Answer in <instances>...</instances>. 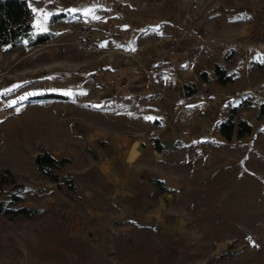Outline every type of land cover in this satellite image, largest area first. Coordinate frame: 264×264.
Here are the masks:
<instances>
[{"label": "rangeland", "instance_id": "1", "mask_svg": "<svg viewBox=\"0 0 264 264\" xmlns=\"http://www.w3.org/2000/svg\"><path fill=\"white\" fill-rule=\"evenodd\" d=\"M37 100L0 125V199L38 210L0 214V264H264V120L255 119L264 92L237 105L248 136L185 151L177 142L153 167L97 155L86 111L69 108L59 123ZM42 148L69 160L54 170L59 185L34 167ZM11 193L21 201L11 204Z\"/></svg>", "mask_w": 264, "mask_h": 264}, {"label": "crops", "instance_id": "2", "mask_svg": "<svg viewBox=\"0 0 264 264\" xmlns=\"http://www.w3.org/2000/svg\"><path fill=\"white\" fill-rule=\"evenodd\" d=\"M187 2L27 0L33 33L51 38L0 52V125L37 98L34 106L51 108L55 122L62 123L69 108L86 111V140L99 143L96 154L130 166L161 163L177 142L185 151L222 141L216 126L229 109L264 92V0H203L197 11ZM88 23L92 46L80 53L77 35ZM37 54L41 66L33 67ZM216 64L236 73V80L218 85ZM201 72L211 80L202 82ZM190 83L197 92L185 96ZM196 109L199 115L187 122ZM123 125L134 128H111ZM153 138L161 153L153 150Z\"/></svg>", "mask_w": 264, "mask_h": 264}, {"label": "trees", "instance_id": "3", "mask_svg": "<svg viewBox=\"0 0 264 264\" xmlns=\"http://www.w3.org/2000/svg\"><path fill=\"white\" fill-rule=\"evenodd\" d=\"M30 9L27 0H0V52H8L16 48L19 44H24L28 47H34L47 42L51 38V34L47 32L33 33V28L29 22ZM229 55H224L223 61L229 60ZM214 81L220 85L225 86L228 83H232L236 80V73H229L224 66L214 65L213 68ZM199 78L202 82H209L211 79L206 72H201ZM197 92L196 86L193 83L184 85L185 96H192ZM45 98H61L57 95H45ZM255 119L257 121L264 120V102H261L255 113ZM251 123L239 113V107H232L229 109L227 117L219 122L216 126V132L226 141H230L234 132L237 140L248 136L251 133ZM151 146L157 153L163 151V146L157 138L151 139ZM69 162L68 159H55L50 150L42 148L40 152L34 157L33 164L37 171L42 176L47 178L50 182L60 184L59 178L54 174V170L59 166ZM4 172L9 175V180L13 183L11 174L8 170ZM157 183V182H156ZM68 186L71 189H75L73 180H68ZM163 189V192H165ZM4 194V191L0 187V198ZM7 199L11 204H16L21 201V198L11 193ZM38 213L37 209L30 210L25 207L18 209H9L5 206V202L0 199V214L5 216L9 220H13L16 216H23L25 218H31Z\"/></svg>", "mask_w": 264, "mask_h": 264}, {"label": "built area", "instance_id": "4", "mask_svg": "<svg viewBox=\"0 0 264 264\" xmlns=\"http://www.w3.org/2000/svg\"><path fill=\"white\" fill-rule=\"evenodd\" d=\"M202 4H203V0H188L187 2L188 8L192 11H197L201 7ZM92 34H93V27L91 24L89 23L84 24L80 27L78 35H77V42L82 49L89 50L91 48ZM194 114H195L194 110H191L190 114L187 117V122L191 120Z\"/></svg>", "mask_w": 264, "mask_h": 264}, {"label": "snow or ice", "instance_id": "5", "mask_svg": "<svg viewBox=\"0 0 264 264\" xmlns=\"http://www.w3.org/2000/svg\"><path fill=\"white\" fill-rule=\"evenodd\" d=\"M85 15H88V13L87 12H85ZM67 94V93H66Z\"/></svg>", "mask_w": 264, "mask_h": 264}]
</instances>
